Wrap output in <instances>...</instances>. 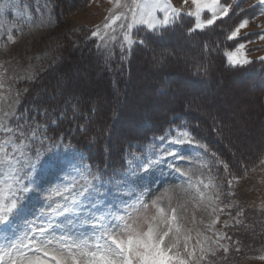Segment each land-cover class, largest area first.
<instances>
[{"label":"rangeland","instance_id":"1","mask_svg":"<svg viewBox=\"0 0 264 264\" xmlns=\"http://www.w3.org/2000/svg\"><path fill=\"white\" fill-rule=\"evenodd\" d=\"M34 2L35 0H0V44L5 45L0 47V81L4 84L0 93L15 98V93L19 92L17 110L23 113L19 123L25 125L26 131H30L29 126H40V140L44 143L41 145L40 140L33 141L29 154L41 149L43 160L51 153L79 150L83 153L85 162L93 165L95 171V166L98 165L90 161L86 151L91 149L93 155L97 156L102 153L101 143L108 138L115 140L114 145L118 147L123 142L121 148L126 150L123 170L109 174L100 169V174L107 181L119 179L121 175L126 174L129 161L135 166L138 161L154 156L153 146L160 144L158 138L165 135L169 129L186 128L197 140L206 143L211 152H216L221 160L227 162L225 157H228L227 163L231 173L239 177L238 181H233L230 189L235 194L228 196L226 193L229 188L225 180L232 179V175H227L222 166L213 164L214 158L210 152L203 153L202 149H197V152L203 153L200 158L208 161L212 168L211 173L207 169L202 170L204 177H216V184L221 186L225 193L221 195V206H234L224 207L223 214L219 216V223L214 226L213 231H206L210 217L203 206L199 211L193 209L197 223L193 224L189 216L187 226L198 227L213 239L214 231L226 233L231 237V240L221 241L229 245V252L225 254L222 249L218 251L216 264H264V261L257 258L264 254V163H261V160H264V60L260 59L264 57V40L259 39L258 35L264 33V15H258L259 6L254 7L256 0H236V3H233V12L236 14L230 13L232 20L227 24L233 27L244 18H248L250 23L247 28L241 30L237 40L226 39L228 46H224L220 52L223 63H217L221 67V74H218L217 80L212 84L210 81L201 83L188 78L180 82L172 78L170 85H155L156 81L164 79L162 74L168 75L174 70L180 77L187 71L190 62L197 66L203 59L195 41L185 38V35L204 33L212 26L189 34L188 29L193 26L194 20L185 15L179 19L183 21V26L167 33L168 39L166 43L163 42L160 50L149 45V34L151 32L160 36L166 29L158 32L143 29L138 35L134 30V38L143 40L144 43L134 45L127 59H121L118 47H114V55L111 58H108L105 51L100 50L106 55L100 56V60L104 59L110 64L118 61L120 56L117 67L134 74L136 87L127 91L125 103L120 101L116 90L109 88V81L100 79L101 72L96 69V62L91 60L87 53H81V48L85 40H89L91 31L98 25L102 27L106 22L105 18L112 7L109 0H88L81 4H71L70 0H40L41 4L48 2L52 23L40 28H29L25 25L22 32L18 31L17 25L21 23L20 17L24 13L23 5L31 8ZM172 2L184 12L192 8L191 0L188 4H184L183 0ZM41 11L47 10L42 8ZM232 27L225 31L226 36ZM9 33L16 37L15 43L7 41ZM91 39L96 40V45L99 43L96 38ZM239 43L246 44L245 52L251 63L233 67L228 64L225 53L234 50ZM205 46L209 50L213 49L211 44ZM140 47H150L147 49L149 63L144 68L138 66L141 61L147 59L141 56L144 50H138ZM211 53L216 54L214 51ZM63 63L64 65L60 66ZM159 66L160 68H157ZM174 66L179 68L175 70ZM249 66L254 68V71L249 74L242 73L243 69ZM151 68H155L158 73L155 74V70L151 73ZM156 93L165 95L163 98H157ZM179 95L183 100L175 103V108L171 106V97L176 99ZM53 100L56 103H53ZM185 101H195V105L192 103L189 107L195 109L200 116L224 119L226 129L222 137L231 146L230 150H225L216 136L210 139L207 132L213 125L209 128L204 126L200 130L193 129L190 119L195 110L190 111L191 118L190 115L183 116L180 113L168 115L172 109H182L181 104ZM113 108L116 110L113 111ZM128 135L132 136L131 139L127 138ZM218 144L221 150L217 148ZM184 150L188 151V146H185ZM255 152L259 156L254 160L251 158ZM241 165L247 167L246 173ZM61 176L67 180L72 179L65 174ZM43 179L47 189L44 193L45 199L37 200L35 193H29L25 196V201L30 208L47 211L46 205L55 203L57 199L54 193L61 181L55 175H46ZM131 180L136 181L138 188L147 189L145 198L150 201L165 189L175 188L177 184L183 183L185 178L167 165H161L148 172H138ZM189 207L191 208V205ZM241 210L243 215L238 216L237 213ZM151 211L154 210L150 209ZM233 217L241 223L236 224ZM201 220L203 223H200ZM225 221L230 227H224ZM236 241H240V244L237 245ZM0 243H3L2 239ZM237 246L241 248L240 252L234 251ZM225 255L227 259H223Z\"/></svg>","mask_w":264,"mask_h":264},{"label":"snow or ice","instance_id":"2","mask_svg":"<svg viewBox=\"0 0 264 264\" xmlns=\"http://www.w3.org/2000/svg\"><path fill=\"white\" fill-rule=\"evenodd\" d=\"M109 2L112 7L106 22L102 27L96 26L90 35L99 41L97 49L105 51L108 58L114 55V47H118L121 59H127L134 45L144 43L134 38V30L137 35L143 29L158 32L172 27L185 15L194 20L188 29L191 34L230 18V13L236 14L232 7L236 0H191L192 8L187 12L176 7L172 0ZM183 3L188 4L189 0ZM256 6L260 9L258 15H264V0H256ZM23 7L18 31L22 32L25 25L40 28L52 23L48 2L41 4L40 0H35L31 8L26 4ZM42 8L47 11H41ZM249 23L248 18L240 20L226 39L237 40ZM258 35L264 40V33ZM7 41L15 43L16 37L9 33ZM0 47L5 45L0 44ZM245 48V43H239L234 50L225 53L230 66L251 63ZM3 87L0 81V88ZM19 95L17 92L15 98H11L0 93V239L3 240L0 264H216L218 251L229 252V245L221 243L231 240L226 233L214 231L213 239L198 227H188L186 222L191 216L192 223L196 224L195 211L203 206L210 217L206 231H213L224 207L234 206L222 207L220 199L225 193L216 184L217 178L204 177L202 170L211 173L212 168L208 161L200 158L203 153L210 152L213 164L222 166L227 175H232V179L225 180L228 196L235 194L230 189L239 177L189 130L169 129L158 138L160 144L153 146L154 156L138 161L135 166L129 161L126 174L105 181L100 168L95 166L93 171L94 166L85 162L79 150L51 153L43 160L41 149L29 154L32 142L40 140V126H29L30 131H26L25 125L19 123L23 115L17 110ZM40 143L43 145L44 141ZM185 146L188 151L184 150ZM197 149H202L203 153ZM161 165H167L185 180L147 201V189L138 188L131 177ZM241 167L246 173L247 167ZM61 174L72 179H64ZM46 175H55L61 181L54 193L57 199L46 205L47 211L30 208L25 196L35 193L37 200L45 199L47 189L43 178ZM237 215L242 216L243 210ZM233 219L236 224L241 223ZM224 227H230L227 221ZM234 251L240 252L241 248L237 246ZM257 258L264 261V254Z\"/></svg>","mask_w":264,"mask_h":264},{"label":"trees","instance_id":"3","mask_svg":"<svg viewBox=\"0 0 264 264\" xmlns=\"http://www.w3.org/2000/svg\"><path fill=\"white\" fill-rule=\"evenodd\" d=\"M57 2H59V0H56ZM88 0H70L71 4H74L75 2H78L79 4L81 3H85ZM74 2V3H73ZM61 4V2H60ZM63 4V3H62ZM71 6V5H69ZM232 19L227 18V19H223L220 20L218 23H216L215 25H213L210 30H207V32L204 33H197V34H193V35H185V38L191 39L193 41H195V44L197 45L199 51L202 54V60L201 62H199V65L194 66L191 62L190 65L187 66L188 69L187 71L185 70L184 75H181V79H179V75L178 73H174L175 71L173 70V72L170 71V73L167 74H162L164 79H160L158 82L156 80H154L156 87H163L164 85H170V80L172 78H175V80L180 81L181 80H185V78L194 80V81H198L201 83L204 82H208L210 81V84L213 83V81L215 82V80H217L218 78V74H221V67H219L220 63L222 65V56L220 54V52H222V50L224 49V46H228V42H226V34L225 31H227L229 28L232 27L229 26L227 23L230 22ZM188 21V20H185ZM183 21H179L178 23H176L175 25H173L172 27L162 31L160 33V36H156L155 34L151 33L149 34V38H148V43L150 46H152L155 49L160 50L162 48V45L164 44L163 42L166 43L167 38V33L169 32H173L176 29H179L183 26L184 23H182ZM207 44H211L212 45V50H209L205 45ZM91 46H93V48H91ZM196 47V48H197ZM150 48V47H149ZM149 48H139L138 50H144L141 53V56H145V60L141 61V63L138 65L142 68L146 67L145 65L147 63H149V57L147 56V49ZM81 53H87V55L90 57L91 60L95 61V66L96 69L98 71L101 72V78H104L106 81H109V88L114 91L116 90L118 92V96L120 98V101L122 102H126L125 98L127 97L126 93L127 91H132L135 89L136 87V81H133V73L130 74L129 71H126L124 68H119V66L117 67V63L120 62V56L118 57V61H113L110 64L107 63L104 59L100 60L99 57L100 56H106L104 52H101L100 50L97 49L96 47V40H93L91 38H89L88 41L85 40L84 46L83 48H81ZM214 51L215 55H213L211 52ZM205 55H208L209 57H206ZM204 56V57H203ZM64 63L60 66H63ZM122 65V64H121ZM123 66V65H122ZM175 70L178 69V66H174ZM119 68V69H118ZM156 68V67H155ZM155 70V74H157L158 72H156L157 67ZM151 71V73L154 72V70L149 69ZM217 70V71H215ZM251 71H254V68H252L251 66L247 67V69H243L242 73L245 74H249ZM163 73H166V71H162ZM161 72V73H162ZM188 73V74H187ZM132 78H131V76ZM153 75H151L150 77L152 78ZM161 76V75H160ZM224 87V85H223ZM169 94V93H168ZM165 95V93L163 94H158L156 93V97L157 98H163ZM119 98L117 99V101L119 100ZM124 98V100H123ZM166 98V97H165ZM170 100V99H169ZM171 100L173 101L171 106L175 103H179L180 101H182L183 99H181L180 95L179 97H175L172 96ZM53 103H56V101H52ZM192 103L195 105V101H185L184 104H181V106L183 107L182 109H177L176 111H173V109L168 112L170 114H176V113H180L184 115H187L191 118V114L190 111L193 108H190L189 106L192 105ZM128 104V102H127ZM176 108V106H174ZM169 108V109H170ZM116 110V108H113V111ZM195 110V109H193ZM173 111V112H172ZM196 110L194 111V116L190 119V121H192L191 125H193V129L194 130H200L201 128H203L204 126H206L207 128L211 127L213 125V127L211 129H208L207 134H209V137H211L210 139L214 138L215 136L217 138H219V142H221V146L226 150H230V145L229 143H227V141L225 140V138L222 137V133L224 132V130L226 129L223 123L224 119H209V118H205L203 116L198 115L196 117ZM167 115V116H168ZM166 116V117H167ZM224 116V115H223ZM211 120V121H210ZM211 123V124H210ZM210 125V126H209ZM211 130V131H209ZM132 136L128 135L127 138L131 139ZM216 138V139H217ZM137 140H139L136 137ZM115 140L113 139H107V141H104L101 143L102 145V153L101 155H97L94 156L92 153V150H88L86 151L89 159L91 162L95 163L96 165H98V167L100 169H104L105 171H107L109 174H112L114 171H118L121 172L124 168L125 165V157H126V150L121 148V146L123 145V142L121 143V146L118 147V145H114ZM124 141V139H123ZM104 144V146H103ZM114 145V146H113ZM121 148V149H120ZM217 148H219L221 150V147L217 146ZM259 156V154L257 155L256 152L253 155V158L251 159H256ZM227 162L229 161L228 157H225ZM250 160V159H249ZM236 168V167H235Z\"/></svg>","mask_w":264,"mask_h":264}]
</instances>
